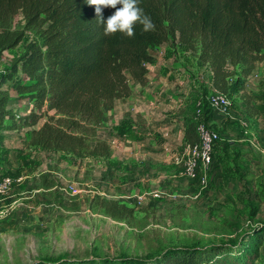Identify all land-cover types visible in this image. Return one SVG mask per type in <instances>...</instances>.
Wrapping results in <instances>:
<instances>
[{
  "label": "trees",
  "instance_id": "obj_1",
  "mask_svg": "<svg viewBox=\"0 0 264 264\" xmlns=\"http://www.w3.org/2000/svg\"><path fill=\"white\" fill-rule=\"evenodd\" d=\"M140 6L155 27L144 31L136 24L128 36L105 34L96 6L86 0H0V61L26 33L33 34L11 67L0 72V127L8 120L7 130L19 128L4 85L22 76L13 87L34 104L20 121L31 129L24 140L27 147L78 159L109 158L112 146L101 137L105 114L117 100L131 97L133 83L148 82L153 50L177 40L210 68L215 91L227 95L233 77L235 89L244 90L264 59V0H141ZM102 8L105 19L115 11ZM19 14L22 26L14 23ZM186 135L188 144L198 142L194 121ZM100 206L119 220L134 212L116 201L102 200ZM263 243L264 225H257L231 246L172 249L149 263L114 264H255Z\"/></svg>",
  "mask_w": 264,
  "mask_h": 264
},
{
  "label": "rangeland",
  "instance_id": "obj_2",
  "mask_svg": "<svg viewBox=\"0 0 264 264\" xmlns=\"http://www.w3.org/2000/svg\"><path fill=\"white\" fill-rule=\"evenodd\" d=\"M14 23L24 25L21 14ZM32 38L26 33L19 46L3 53L1 73ZM20 79L4 85L19 128L7 130L8 120L0 127V179H13L0 209V264L149 263L172 249L231 246L264 225V116H250L234 94L229 96L232 106L225 126L214 129L222 140L204 185L181 176L180 168L165 193L127 197L105 185L102 160L24 144L31 129L20 121L34 104L15 91ZM215 92L207 87L198 100L205 119L215 115L206 102ZM220 163L222 174L216 168ZM102 200L134 212L121 220L112 218L101 208ZM260 253L255 264H264V243Z\"/></svg>",
  "mask_w": 264,
  "mask_h": 264
},
{
  "label": "crops",
  "instance_id": "obj_3",
  "mask_svg": "<svg viewBox=\"0 0 264 264\" xmlns=\"http://www.w3.org/2000/svg\"><path fill=\"white\" fill-rule=\"evenodd\" d=\"M151 53L155 61L148 65V82L133 83L131 97L115 102L101 132L113 149L111 157L97 158L102 160L105 185L127 197H150L173 187L170 181L180 171L189 145L187 125L194 121L205 89H214L210 68L177 40ZM236 78L231 79L228 96L234 94L250 116H264V59L256 64L244 90L232 86ZM208 118L207 124L218 130L227 121L217 112ZM216 168L220 173L224 169L221 163Z\"/></svg>",
  "mask_w": 264,
  "mask_h": 264
},
{
  "label": "built area",
  "instance_id": "obj_4",
  "mask_svg": "<svg viewBox=\"0 0 264 264\" xmlns=\"http://www.w3.org/2000/svg\"><path fill=\"white\" fill-rule=\"evenodd\" d=\"M206 102L212 111L218 112L223 116L229 113L232 106L230 97L219 92L209 96ZM194 120L198 142L187 146L185 157L182 160L180 175L190 181L204 185L214 165L216 146L222 139L221 135L207 124L202 101L196 105ZM12 183L13 179L10 177L0 179V209L4 207L3 201L7 199Z\"/></svg>",
  "mask_w": 264,
  "mask_h": 264
},
{
  "label": "clouds",
  "instance_id": "obj_5",
  "mask_svg": "<svg viewBox=\"0 0 264 264\" xmlns=\"http://www.w3.org/2000/svg\"><path fill=\"white\" fill-rule=\"evenodd\" d=\"M86 2L96 6L95 11L98 20L104 24L105 34L121 32L131 36L136 24L142 25L144 31L155 27L151 17L140 6L141 0H86ZM102 6L112 7L115 11L105 19Z\"/></svg>",
  "mask_w": 264,
  "mask_h": 264
}]
</instances>
